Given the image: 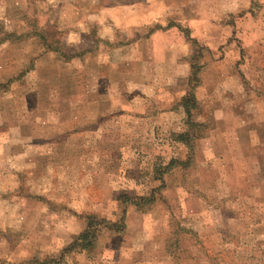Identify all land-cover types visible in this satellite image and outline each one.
<instances>
[{
  "label": "rangeland",
  "instance_id": "1",
  "mask_svg": "<svg viewBox=\"0 0 264 264\" xmlns=\"http://www.w3.org/2000/svg\"><path fill=\"white\" fill-rule=\"evenodd\" d=\"M0 264H264V0H0Z\"/></svg>",
  "mask_w": 264,
  "mask_h": 264
},
{
  "label": "trees",
  "instance_id": "2",
  "mask_svg": "<svg viewBox=\"0 0 264 264\" xmlns=\"http://www.w3.org/2000/svg\"><path fill=\"white\" fill-rule=\"evenodd\" d=\"M192 97H194V96H192ZM188 113L190 115V110H188ZM181 137L184 138L185 135H182ZM95 222H96V224H95ZM103 222H104L103 220L102 221L101 220L95 221V218L90 217L88 219L87 229L79 237H77L74 240V242L72 243L70 248L71 249H78V250H85V249L91 248L94 244V240L96 237L95 235L98 231V229L95 228V225L104 224Z\"/></svg>",
  "mask_w": 264,
  "mask_h": 264
}]
</instances>
